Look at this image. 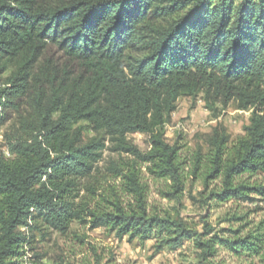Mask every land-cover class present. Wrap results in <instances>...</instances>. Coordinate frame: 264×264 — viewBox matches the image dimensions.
I'll return each mask as SVG.
<instances>
[{"label":"trees","instance_id":"16d2710c","mask_svg":"<svg viewBox=\"0 0 264 264\" xmlns=\"http://www.w3.org/2000/svg\"><path fill=\"white\" fill-rule=\"evenodd\" d=\"M7 71L0 128L15 129L0 153V264H24L34 231L74 224L155 251L189 239L205 264L219 250L264 264V218L246 232L206 220L198 231L149 199L152 183L180 203L188 180L202 182L203 205L264 198V0H0ZM199 94L211 109H252L243 134L216 125L206 150L167 142L177 100ZM81 122L95 135L85 140ZM106 150L115 156L101 170Z\"/></svg>","mask_w":264,"mask_h":264},{"label":"rangeland","instance_id":"374dc122","mask_svg":"<svg viewBox=\"0 0 264 264\" xmlns=\"http://www.w3.org/2000/svg\"><path fill=\"white\" fill-rule=\"evenodd\" d=\"M8 74L9 71L0 74V87L5 86ZM251 110L239 109L234 100L225 107L217 103L211 109L202 94L195 98L182 96L161 130L169 143H174L182 136L179 142L185 144V148L195 150L202 147L206 150L201 139L203 134L219 125L231 140H235L243 134L244 126L249 123ZM8 124L0 128V153L6 156L9 153L3 133L10 134L15 129ZM80 124L84 126L85 140L95 135L86 122ZM129 140L141 150L149 146L148 135L144 133H131ZM113 156L114 153L104 151L98 167L103 170L108 159ZM155 188L156 185L150 183L149 199L178 215L188 227L198 231L202 230L203 220H206L213 228L212 232L242 225H245L246 232L264 218V198L258 196L253 201L231 199L221 203L211 201L210 206L201 204L199 192L203 190V184L200 180L187 181L180 203L161 198ZM232 216L241 218L232 219ZM210 260L212 264H247L245 258L236 257L227 250H219ZM24 264H205V260L201 259L200 249L189 239H184L182 245L175 249L169 246L155 251L153 240H129L127 236L118 239L103 227L89 230L74 224L66 235L53 232L42 236L34 231L32 249L27 250Z\"/></svg>","mask_w":264,"mask_h":264}]
</instances>
